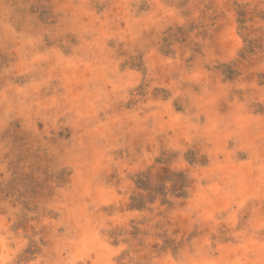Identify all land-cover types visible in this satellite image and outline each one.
Instances as JSON below:
<instances>
[{
	"label": "rangeland",
	"instance_id": "obj_1",
	"mask_svg": "<svg viewBox=\"0 0 264 264\" xmlns=\"http://www.w3.org/2000/svg\"><path fill=\"white\" fill-rule=\"evenodd\" d=\"M0 264H264V0H0Z\"/></svg>",
	"mask_w": 264,
	"mask_h": 264
}]
</instances>
